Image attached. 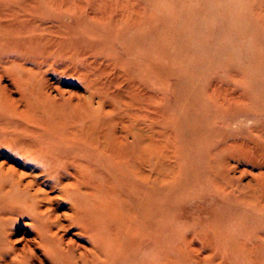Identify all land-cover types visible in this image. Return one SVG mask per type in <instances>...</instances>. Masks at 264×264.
Segmentation results:
<instances>
[{"label":"bare ground","instance_id":"6f19581e","mask_svg":"<svg viewBox=\"0 0 264 264\" xmlns=\"http://www.w3.org/2000/svg\"><path fill=\"white\" fill-rule=\"evenodd\" d=\"M41 1L65 8L61 0H0V25L15 21L20 16L26 19L24 15H27L31 22L37 23L38 19L42 23L48 22L49 29L53 20L63 17L73 16L78 23L95 17L57 7L38 10L37 4ZM101 1H93L95 3L88 6L95 9ZM173 1L192 2L191 8L178 12L180 18L188 19L184 24H178L176 29L186 31L182 43L188 42L191 54L183 64H176V70L192 77L189 87L183 89L180 103L196 106L200 100L194 78L238 64L239 57L233 51L235 46L246 43V28L238 22L239 16L234 12L247 9L249 4L246 0ZM217 7L219 15L211 20L209 17L215 14ZM251 41L256 42L257 38L253 36ZM151 49L156 50L157 45ZM257 52L255 48L251 54ZM259 55L262 61L260 73L264 78V52ZM11 63L26 69L22 60ZM162 69L171 70L165 66ZM141 78L147 83L151 75L142 72ZM152 79L161 80L160 76L157 79L152 76ZM188 90L192 98L187 101L184 94ZM260 96L261 101L264 100V93ZM143 98L145 96L140 99ZM16 112L23 115V112ZM200 112L202 116H199V120H208L206 111L194 110L196 116ZM94 119L97 121L84 126L88 134L69 145L72 151L85 154L78 157L75 164L90 172L83 182L84 189L78 190L75 195H65L56 189L59 188L60 177L55 175L63 176L67 165L73 163L68 157L66 162L71 163L61 165L65 158L57 152H65L67 148L57 140L56 130H42L36 141L29 142L17 134H7V129H0V152H9L5 157L6 162L13 163L12 156L15 154L30 159L29 163L24 162V167L36 168L47 178L55 176L52 179L55 185H51L49 191H59L71 206V212L58 214L53 207L56 198H48L49 191L41 189L36 176L24 184L22 180L26 174H19L12 167L5 169L4 163H0V204H4L8 215L30 218L28 226H35L37 230L33 228L37 234L34 247L40 246L41 255L49 264H264V173L258 175L255 183L238 186H234L229 174L234 160L264 169V161L256 153L255 139L251 140V144L241 140L219 147L216 151L218 154L224 147L227 149L225 159L219 160L210 145L212 131L204 125L185 121L190 124L189 131L194 137L190 139L191 150L196 155L194 159L182 162L180 171L172 169L169 180L165 179L164 172L158 170L157 161L154 165L150 163V156L155 155L156 150V143L152 146L150 139L158 129L164 131L172 125L174 130L175 126H180V120L179 123L148 121L142 109L134 112L128 106L117 110L116 115L96 114ZM93 127L98 133H94ZM251 132L264 140V125L252 127ZM188 134L180 131L179 138L184 140ZM72 135L76 136L77 132ZM181 151L184 152L185 148H181ZM261 152H264V148ZM248 155L253 156L251 162L244 160ZM39 162L49 167H39ZM95 165L104 170L102 179L107 183L110 194L106 201L100 203H96L90 179ZM60 167L62 169L58 171ZM147 167L152 171L145 172ZM177 175L182 182L174 183ZM209 191L216 194L213 204L209 203L204 207L205 211H199L192 218L185 216L184 208L188 200ZM196 204L199 208L202 205ZM2 217L5 218L2 223L12 218L6 214ZM62 218L68 221L67 225L61 223ZM72 229L76 231L74 236L84 240L87 245L64 243L62 233ZM8 233L0 224V264H30L37 261L43 264V259L32 255V250H27L25 246L15 249Z\"/></svg>","mask_w":264,"mask_h":264},{"label":"rangeland","instance_id":"374dc122","mask_svg":"<svg viewBox=\"0 0 264 264\" xmlns=\"http://www.w3.org/2000/svg\"><path fill=\"white\" fill-rule=\"evenodd\" d=\"M93 1L97 0H61L65 8L44 1L37 4L38 10L42 11L57 7L76 11L86 17L95 16L84 23H78L73 16L63 17L53 20L47 29L48 22L42 23L39 19L37 23L31 22L24 15L26 19L20 16L15 21L0 25V129H7V134H17L29 142L36 141L42 130L57 131V140L67 148L65 152H57L65 158L61 165L71 163L66 162L68 157L74 164L67 165L63 176L55 175L60 177L59 188L56 189L65 195H75L78 190L84 189L83 182L90 172L78 167L75 160L85 154L72 151L69 145L88 134L84 126L96 122V114L116 115V111L123 110L124 106L134 112L142 109L148 121L179 123L180 120V128L175 126L173 130L170 125L164 131L158 129L150 139L152 146L156 143L155 155L150 156V163L154 165L158 162V170L165 173V179L171 180L172 169L180 171L182 162L195 158L190 140L194 137L189 131L190 124L186 122L204 125L212 131L210 145L219 160L225 159L227 154L226 147L218 154L216 151L219 147L241 140L251 144V140L255 139L256 153L264 161V152H261L264 140L251 132L252 127L264 125V100L261 101L260 96L264 93V78L260 73L262 61L259 55L264 52V0H246L248 8L234 12L239 16L238 22L246 28V43L235 46L233 51L239 57V62L233 67L215 70L208 76L194 78L200 100L196 106L180 103L183 89L189 87L192 77L183 69L185 73L176 70V64H183L191 54L188 42L182 43L186 31L176 29L178 24H184L188 19L180 18L178 12L191 8L192 2L102 0L100 6L93 9L88 6L94 4ZM213 5L216 6L215 2ZM219 12L217 7L215 14L209 18L213 20L212 17L219 15ZM253 36L257 38L256 42L251 41ZM154 45H157L156 50L151 49ZM255 48L258 49V55L251 54ZM244 56H249L248 60ZM14 60L24 61L26 69L12 64ZM163 66L171 70L163 71ZM142 72L151 75L148 84L142 80ZM152 76L156 79L160 76L161 80H153ZM191 95L189 91L184 94V98L191 100ZM142 96L145 98L140 99ZM199 109L206 111L208 120H199L201 112L197 116L194 113V110ZM16 111L23 112V115ZM93 130L98 133L95 127ZM75 131L77 135L73 136ZM180 131L190 135L181 140ZM173 132L175 134L170 136ZM181 148H185V151L182 152ZM8 155V151H1L0 163H4L5 169L12 167L17 173L26 174L22 180L24 184L36 176L41 189L49 191L50 186L55 185L52 184L55 176L47 178L36 168L24 167V162L29 163L30 159L15 154L12 156L14 162L7 163L5 157ZM252 157L248 155L244 160L251 162ZM37 166L49 167L42 162L37 163ZM145 170L147 173L152 171L149 167ZM261 173H264V169L234 160L229 174L234 186H238L255 183ZM103 174L104 170L97 165L91 172L96 203L106 201L110 196L107 183L102 179ZM176 181L182 182L179 175L175 177L174 183ZM214 194L213 191L203 192L189 199L184 215L192 218L199 211H205L204 207L213 204ZM61 197L63 195L59 191H49L48 198H56L53 207L58 214L71 212L68 200ZM195 203L202 205L199 208ZM8 212L4 204H0V224L5 232L9 231L8 238L12 246L18 250L25 246L27 250H32V255L40 256L43 264H49L41 255L40 246L34 247L37 234L34 232L35 226H28L30 218H18L8 215ZM4 214L12 218L2 223ZM61 223L67 225L68 221L62 218ZM75 232L72 229L62 233L64 243L83 245L85 241L76 238ZM37 262L30 264H41Z\"/></svg>","mask_w":264,"mask_h":264}]
</instances>
